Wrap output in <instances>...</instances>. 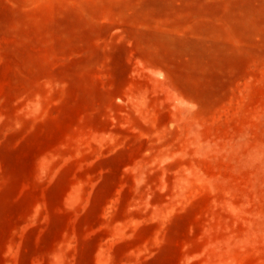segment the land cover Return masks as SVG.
<instances>
[{"label": "rangeland", "instance_id": "rangeland-1", "mask_svg": "<svg viewBox=\"0 0 264 264\" xmlns=\"http://www.w3.org/2000/svg\"><path fill=\"white\" fill-rule=\"evenodd\" d=\"M0 264H264V0H0Z\"/></svg>", "mask_w": 264, "mask_h": 264}, {"label": "crops", "instance_id": "crops-1", "mask_svg": "<svg viewBox=\"0 0 264 264\" xmlns=\"http://www.w3.org/2000/svg\"><path fill=\"white\" fill-rule=\"evenodd\" d=\"M127 227H128L127 223H123V225L116 227L115 233L111 232L110 237H109L111 239V241H110L109 245L111 248V252L113 254H114V252L115 253L117 252V248L119 247L122 240L127 238V236H128L127 233H124V229H127ZM87 234H88L87 238H94L95 230L88 231ZM114 248H116V250H114Z\"/></svg>", "mask_w": 264, "mask_h": 264}]
</instances>
